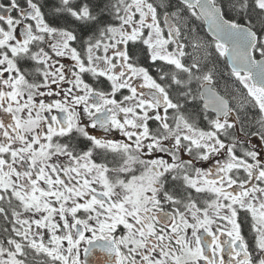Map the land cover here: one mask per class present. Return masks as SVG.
I'll use <instances>...</instances> for the list:
<instances>
[{
    "label": "snow or ice",
    "instance_id": "snow-or-ice-1",
    "mask_svg": "<svg viewBox=\"0 0 264 264\" xmlns=\"http://www.w3.org/2000/svg\"><path fill=\"white\" fill-rule=\"evenodd\" d=\"M0 222V264H264V0H0Z\"/></svg>",
    "mask_w": 264,
    "mask_h": 264
},
{
    "label": "flooded vegetation",
    "instance_id": "flooded-vegetation-1",
    "mask_svg": "<svg viewBox=\"0 0 264 264\" xmlns=\"http://www.w3.org/2000/svg\"><path fill=\"white\" fill-rule=\"evenodd\" d=\"M116 135H117V138H122V137H119L118 134H116ZM0 223H2V222H0ZM245 231L247 232V228H245Z\"/></svg>",
    "mask_w": 264,
    "mask_h": 264
}]
</instances>
